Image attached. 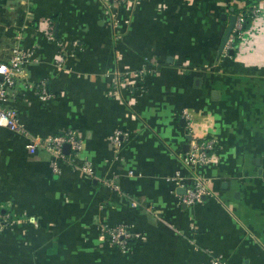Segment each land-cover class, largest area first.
Here are the masks:
<instances>
[{
	"label": "crops",
	"instance_id": "1",
	"mask_svg": "<svg viewBox=\"0 0 264 264\" xmlns=\"http://www.w3.org/2000/svg\"><path fill=\"white\" fill-rule=\"evenodd\" d=\"M252 5L220 51L230 7ZM13 46L24 130L0 125V264H264V0H0ZM66 129L80 147L54 171L45 141ZM192 137L217 144L195 168L209 193L184 204L169 177L190 181ZM100 225L135 236L119 248Z\"/></svg>",
	"mask_w": 264,
	"mask_h": 264
},
{
	"label": "built area",
	"instance_id": "2",
	"mask_svg": "<svg viewBox=\"0 0 264 264\" xmlns=\"http://www.w3.org/2000/svg\"><path fill=\"white\" fill-rule=\"evenodd\" d=\"M122 1V0H115ZM253 18L259 17L262 13V8L257 5L251 7H239L235 12L236 20L232 32L229 34L225 48L234 47L235 38L242 37L243 32V20L247 11ZM45 31L47 37L55 38L54 23L52 19H48L46 22ZM14 53L7 60H0V125H4L10 130L23 132L24 126L19 121L18 111L15 106L7 103L8 93L10 88L14 85L18 72L21 70L23 53L20 49H14ZM39 97L41 99L48 98L51 93L47 87L42 83L38 85ZM74 129H66L62 132L56 133L50 136L45 142L47 147L55 154L56 159L51 161V167L54 171L59 170V164L57 159H66L68 154L70 155L73 150H77L80 147V141L76 136ZM121 131L114 133L112 141L115 144L120 143ZM64 142L70 144V153L66 154L62 150ZM216 140L213 137H192L188 149L183 154V163L191 170L190 181L184 183L181 174L176 171L174 175L169 177L173 181L184 186L185 191L180 195L179 201L184 204H191L201 199V197L209 193V189L206 185L207 178L195 171V168L207 163L213 156V151L216 148ZM37 142L35 140L27 144L28 151L33 153L36 150ZM81 171L87 176L93 175L92 164L85 160L80 164ZM102 233L107 237L110 244L116 245L119 248H125L130 242V237L133 235L125 225H117L115 227H108L106 225H100ZM199 264H224V261L219 256H211L207 262H201Z\"/></svg>",
	"mask_w": 264,
	"mask_h": 264
},
{
	"label": "water",
	"instance_id": "3",
	"mask_svg": "<svg viewBox=\"0 0 264 264\" xmlns=\"http://www.w3.org/2000/svg\"><path fill=\"white\" fill-rule=\"evenodd\" d=\"M230 11H231V14H230V16L228 18V23H227V26L225 28V31L223 33V36H222V39H221V42H220V47H219L220 51L224 48V46H225V44L227 42V39L229 37V34L232 32V29L234 27V23H235V20H236V14L234 12V7L233 6L230 7ZM222 16L226 17V14L223 13ZM55 32H57V25L55 26ZM228 52L230 54H232L234 52V47L229 48ZM0 77H1V75H0ZM62 150H63V152L68 153L70 151V144L68 142H64L63 145H62ZM183 191H185V188L183 189Z\"/></svg>",
	"mask_w": 264,
	"mask_h": 264
},
{
	"label": "rangeland",
	"instance_id": "4",
	"mask_svg": "<svg viewBox=\"0 0 264 264\" xmlns=\"http://www.w3.org/2000/svg\"><path fill=\"white\" fill-rule=\"evenodd\" d=\"M1 42H2V43H6V42H7V43H9V45H10L11 42H12V39H6V38H5V41H4V39H1ZM234 44H235V43H234ZM17 46H18V45H17ZM17 46H16V47L13 46L12 48L10 47V50H11L10 52H8V50H4L5 52H0V57H1L3 60H7V59H9L10 56L14 53L13 50H14V49H16V50L19 49ZM20 50H21V49H20ZM224 50H225V48H224ZM226 52H228V51H226ZM22 53H23V52H22ZM23 54H24V53H23ZM6 57H7V59H5Z\"/></svg>",
	"mask_w": 264,
	"mask_h": 264
},
{
	"label": "trees",
	"instance_id": "5",
	"mask_svg": "<svg viewBox=\"0 0 264 264\" xmlns=\"http://www.w3.org/2000/svg\"><path fill=\"white\" fill-rule=\"evenodd\" d=\"M238 9H239V7L234 6V12H236ZM250 18H251V14H250V11L248 10L247 13H246L245 16H244V20H243V25H244V26L246 25L247 21L250 20ZM238 40H239V38H235L234 43H235V42L237 43Z\"/></svg>",
	"mask_w": 264,
	"mask_h": 264
}]
</instances>
